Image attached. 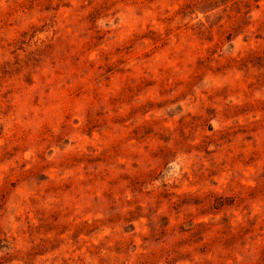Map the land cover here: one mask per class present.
Masks as SVG:
<instances>
[{"label": "rangeland", "instance_id": "obj_1", "mask_svg": "<svg viewBox=\"0 0 264 264\" xmlns=\"http://www.w3.org/2000/svg\"><path fill=\"white\" fill-rule=\"evenodd\" d=\"M0 264H264V0H0Z\"/></svg>", "mask_w": 264, "mask_h": 264}]
</instances>
